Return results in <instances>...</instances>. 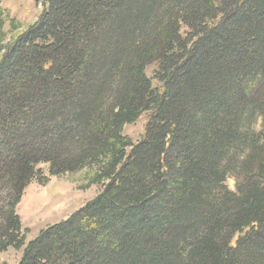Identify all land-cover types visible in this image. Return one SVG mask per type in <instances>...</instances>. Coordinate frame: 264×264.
<instances>
[{"label": "trees", "instance_id": "obj_1", "mask_svg": "<svg viewBox=\"0 0 264 264\" xmlns=\"http://www.w3.org/2000/svg\"><path fill=\"white\" fill-rule=\"evenodd\" d=\"M44 3L0 48V251L23 248L17 264H264V0ZM142 114L134 143L123 127ZM39 165L94 169L99 192L25 244L16 207L47 181Z\"/></svg>", "mask_w": 264, "mask_h": 264}, {"label": "rangeland", "instance_id": "obj_2", "mask_svg": "<svg viewBox=\"0 0 264 264\" xmlns=\"http://www.w3.org/2000/svg\"><path fill=\"white\" fill-rule=\"evenodd\" d=\"M44 8V0H1L0 48L12 40L21 28L34 23ZM1 54L0 51V56ZM154 68V65H151L145 70L146 76L150 79ZM152 84L159 86L154 81ZM146 121L147 114H142L134 123L123 127V134L135 143L142 137ZM259 128L260 122L257 121L254 129L259 130ZM38 168L47 176V181L42 185L31 181L24 189L16 207L25 244L33 240L42 229L68 218L99 192V186L90 184L94 169L48 176L47 165H39ZM225 185L229 190L234 191V178L229 176ZM22 251L23 248L17 250L11 247L0 251V264H17Z\"/></svg>", "mask_w": 264, "mask_h": 264}]
</instances>
